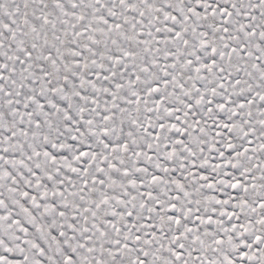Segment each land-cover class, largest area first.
<instances>
[{
  "label": "snow or ice",
  "instance_id": "6c2138e0",
  "mask_svg": "<svg viewBox=\"0 0 264 264\" xmlns=\"http://www.w3.org/2000/svg\"><path fill=\"white\" fill-rule=\"evenodd\" d=\"M0 264H264V0H0Z\"/></svg>",
  "mask_w": 264,
  "mask_h": 264
}]
</instances>
